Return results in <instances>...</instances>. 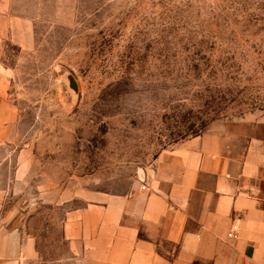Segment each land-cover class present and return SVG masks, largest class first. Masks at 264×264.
<instances>
[{
    "label": "rangeland",
    "instance_id": "rangeland-1",
    "mask_svg": "<svg viewBox=\"0 0 264 264\" xmlns=\"http://www.w3.org/2000/svg\"><path fill=\"white\" fill-rule=\"evenodd\" d=\"M261 114L264 0H38L34 47L0 58V264H81L73 213Z\"/></svg>",
    "mask_w": 264,
    "mask_h": 264
},
{
    "label": "crops",
    "instance_id": "crops-1",
    "mask_svg": "<svg viewBox=\"0 0 264 264\" xmlns=\"http://www.w3.org/2000/svg\"><path fill=\"white\" fill-rule=\"evenodd\" d=\"M37 2L0 0V58L34 47ZM64 232L81 264H262L264 114L161 151L137 192L92 201Z\"/></svg>",
    "mask_w": 264,
    "mask_h": 264
},
{
    "label": "built area",
    "instance_id": "built-area-1",
    "mask_svg": "<svg viewBox=\"0 0 264 264\" xmlns=\"http://www.w3.org/2000/svg\"><path fill=\"white\" fill-rule=\"evenodd\" d=\"M231 236V235H230ZM262 264H264V260L262 261Z\"/></svg>",
    "mask_w": 264,
    "mask_h": 264
}]
</instances>
